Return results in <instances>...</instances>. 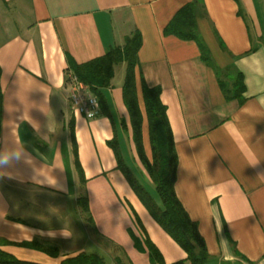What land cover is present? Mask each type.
I'll use <instances>...</instances> for the list:
<instances>
[{
    "label": "crops",
    "instance_id": "0c3cea01",
    "mask_svg": "<svg viewBox=\"0 0 264 264\" xmlns=\"http://www.w3.org/2000/svg\"><path fill=\"white\" fill-rule=\"evenodd\" d=\"M186 4L217 72L194 41L164 34ZM134 30L144 153L150 157L140 79L159 89L177 159L174 194L197 225L206 264H264V76L240 62L258 49L264 57V0H0V156H9L0 165V250L34 264L80 253L150 264L148 241L163 264L186 257L118 168L114 149L154 196L122 100L125 64L102 90L106 112L86 119L67 99L66 59L98 58ZM237 73L244 90L232 98Z\"/></svg>",
    "mask_w": 264,
    "mask_h": 264
},
{
    "label": "trees",
    "instance_id": "16d2710c",
    "mask_svg": "<svg viewBox=\"0 0 264 264\" xmlns=\"http://www.w3.org/2000/svg\"><path fill=\"white\" fill-rule=\"evenodd\" d=\"M164 34L175 36L184 41H194L200 51L201 60L217 72L210 61L207 50L197 38L195 14L191 4L184 5L176 12L172 20L164 28ZM139 47L140 35L138 31L134 30L125 38L122 46L113 47L98 58L81 64H76L67 58L65 80H68L69 75L74 76L96 97L99 107L103 112H106L102 90L110 88L114 67L122 63L125 64V77L121 87L122 100L128 113L135 152L151 183L154 196L138 183L123 164L117 150L114 149L118 168L152 220L186 254L183 260L171 264H206L209 260V255L206 252L204 241L197 230V225L189 219L174 194L173 184L177 159L165 116V108L159 100V89L148 88L144 81L140 79V99L147 122L150 157H147L143 150L141 139L142 117L138 107L134 78V69L137 65L136 55ZM221 86L224 88L223 83H221ZM233 90L235 92H233L231 97L240 98L241 92L244 90L240 73L236 75ZM1 101L2 95L0 91V123ZM80 203L85 208L84 200L80 201ZM3 244H5L4 241L0 240V246ZM28 246L38 247L36 243H28ZM145 246L149 263L163 264L158 250L148 241L145 242ZM38 248L52 257L57 254L55 249ZM0 264L34 263L17 260L0 250ZM61 264H105V262L97 255L80 253L62 261Z\"/></svg>",
    "mask_w": 264,
    "mask_h": 264
},
{
    "label": "built area",
    "instance_id": "2783aa9c",
    "mask_svg": "<svg viewBox=\"0 0 264 264\" xmlns=\"http://www.w3.org/2000/svg\"><path fill=\"white\" fill-rule=\"evenodd\" d=\"M68 102L71 109L85 117L86 119H94L99 114V104L95 96L72 75L68 76Z\"/></svg>",
    "mask_w": 264,
    "mask_h": 264
},
{
    "label": "clouds",
    "instance_id": "9594fccd",
    "mask_svg": "<svg viewBox=\"0 0 264 264\" xmlns=\"http://www.w3.org/2000/svg\"><path fill=\"white\" fill-rule=\"evenodd\" d=\"M259 52L260 50L258 49L255 52H252L250 56L242 57L240 62L250 68L251 71L256 72L259 76H264V57H260L258 55ZM12 155H14L17 160H19L21 153L14 152ZM8 161V155L0 156V165L7 164ZM0 175H3V173H0ZM224 243L227 244V241H224Z\"/></svg>",
    "mask_w": 264,
    "mask_h": 264
},
{
    "label": "rangeland",
    "instance_id": "374dc122",
    "mask_svg": "<svg viewBox=\"0 0 264 264\" xmlns=\"http://www.w3.org/2000/svg\"><path fill=\"white\" fill-rule=\"evenodd\" d=\"M9 12H10V14L11 13H13V8L12 9H9L8 10ZM25 14V13H24ZM29 20L30 19V17H27V15H25V17H23V20ZM11 28H13L14 29V27H11ZM115 72H116V76H117V78L118 77H120V76H123V74H124V64H119V65H117L116 67H115ZM228 78V77H227ZM149 190H151L152 191V193H154V191H153V189H152V187L151 186H149ZM53 220V219H52ZM52 222H54V221H52ZM56 225V224H55ZM50 226H54L53 225V223H50ZM80 233V235H82V242H84V241H86V238L85 237H87L88 238V240H89V237H88V231H87V229H86V227H85V224H84V227L81 229V232H80V229H79V232L77 233V235ZM85 239V240H84ZM97 254V256H99L100 258H102L103 259V261L106 263V264H109V258L110 257H108L107 255H100L99 253H96Z\"/></svg>",
    "mask_w": 264,
    "mask_h": 264
},
{
    "label": "bare ground",
    "instance_id": "6f19581e",
    "mask_svg": "<svg viewBox=\"0 0 264 264\" xmlns=\"http://www.w3.org/2000/svg\"><path fill=\"white\" fill-rule=\"evenodd\" d=\"M119 185H121V184H119ZM124 188V187H123ZM125 190V189H124ZM126 191V190H125ZM121 193V192H120ZM127 193V192H126Z\"/></svg>",
    "mask_w": 264,
    "mask_h": 264
}]
</instances>
